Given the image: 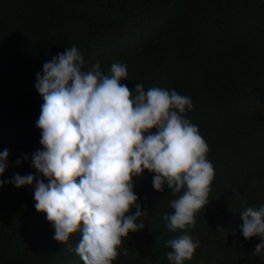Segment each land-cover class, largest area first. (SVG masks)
I'll use <instances>...</instances> for the list:
<instances>
[{
  "label": "trees",
  "instance_id": "16d2710c",
  "mask_svg": "<svg viewBox=\"0 0 264 264\" xmlns=\"http://www.w3.org/2000/svg\"><path fill=\"white\" fill-rule=\"evenodd\" d=\"M263 11V0H0V152L9 150L0 180L35 173L31 155L41 149L36 121L43 104L36 76L75 45L85 69L99 63L107 74L113 62L126 65L128 79L121 83L133 93L139 83L146 91L158 87L190 97L192 109L183 115L207 143L215 172L195 226L177 232L164 217L180 194L155 191L147 171L133 177L137 202L147 211L138 220L145 227L122 239L113 264H169L167 241L182 235L199 242L192 259L228 252L221 264H264V254H253L259 238L249 251L236 241L243 221L230 226L221 203L246 164L240 150L246 133L255 148L264 127V111L250 107L253 95L264 97V71L250 53L258 47L251 39L264 35L251 27ZM33 191L11 184L0 189V264H83L75 251L81 233L58 243L46 214L35 209Z\"/></svg>",
  "mask_w": 264,
  "mask_h": 264
},
{
  "label": "clouds",
  "instance_id": "9594fccd",
  "mask_svg": "<svg viewBox=\"0 0 264 264\" xmlns=\"http://www.w3.org/2000/svg\"><path fill=\"white\" fill-rule=\"evenodd\" d=\"M251 27L264 30V11ZM251 40L258 43L251 49V59L264 71V35ZM84 65L75 45L43 64L35 84L43 99L36 121L41 149L31 155L35 173H14L10 180H0V189L5 184L33 188L35 209L46 214L58 243L67 244L79 232L75 251L83 264H113L122 239L145 227L138 220L147 211L137 202L133 177H143L147 171L153 174L155 191L163 193L167 187L173 196L180 194L169 202L174 212L164 217L168 230L177 232L195 226L196 214L209 203L215 172L198 127L184 118L186 109H192L190 97L158 87L146 91L139 83L133 93L121 83L128 79L126 65L113 62L107 74L99 63L87 69ZM251 104L264 111V97L253 95ZM248 137L246 133L240 149L247 154L240 180L228 184L221 203L230 226L243 221L235 240L249 251L253 237H258L253 254L260 256L264 254V127H259L255 148ZM8 157L5 148L0 152V176ZM133 207L135 214H129ZM167 246L169 264H221L228 254L192 259L199 242L189 235L171 239Z\"/></svg>",
  "mask_w": 264,
  "mask_h": 264
}]
</instances>
